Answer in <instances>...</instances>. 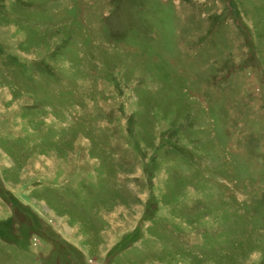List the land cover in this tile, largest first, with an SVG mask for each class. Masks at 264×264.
I'll return each instance as SVG.
<instances>
[{
	"label": "rangeland",
	"instance_id": "1",
	"mask_svg": "<svg viewBox=\"0 0 264 264\" xmlns=\"http://www.w3.org/2000/svg\"><path fill=\"white\" fill-rule=\"evenodd\" d=\"M0 264H264V0H0Z\"/></svg>",
	"mask_w": 264,
	"mask_h": 264
}]
</instances>
